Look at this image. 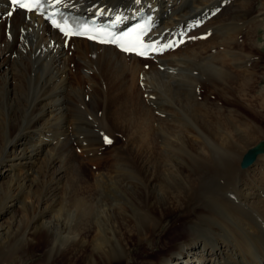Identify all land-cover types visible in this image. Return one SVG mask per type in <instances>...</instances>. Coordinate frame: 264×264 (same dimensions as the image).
Instances as JSON below:
<instances>
[{"label": "bare ground", "instance_id": "obj_1", "mask_svg": "<svg viewBox=\"0 0 264 264\" xmlns=\"http://www.w3.org/2000/svg\"><path fill=\"white\" fill-rule=\"evenodd\" d=\"M61 5L100 17L117 15L121 20L135 16L141 7L151 11L147 36L156 40L158 50L141 58L109 44L64 36L33 11L11 8L0 0V264H35L26 263L25 259L34 256L37 249L44 250L46 264L57 260L63 264H264V86L259 94H253L259 90L253 58L259 50L257 27L262 25L264 29V0L259 9H255L253 0H62ZM165 44L173 47L164 49ZM245 54L252 63L242 68L233 57L244 58ZM11 55L23 58L12 61ZM208 58H214L219 65H215L216 69H200L202 74L231 71L235 77H244L245 85L239 84L243 88L227 92L229 96L224 81L220 91H207L206 80L201 87L206 91L205 102L201 103L205 106L204 116L212 114L216 117L207 119L219 123L218 143L225 145L221 154L230 151L237 161L218 165L215 170L208 165L207 170L200 166L186 169L194 175L192 179L175 165V160L171 163L156 152L158 146L161 150L175 147L171 137L175 126L159 116L153 129L156 115L152 108L161 105L159 90L163 96L165 91L178 95L175 91L193 90L199 81L192 75L197 67H191L188 61L215 62ZM13 62L23 66L28 78L25 72H20L23 78L14 75L10 66ZM85 92L92 97L89 101L107 103L105 108L111 112L116 128L128 134L125 142L113 146V155L116 159L117 152L128 149L141 165L148 193V219L128 214L116 202L93 210L98 204L90 195H111L117 189L126 192L134 186L133 182L127 186L124 180L130 177L128 171L121 173L116 168L98 172L93 186L88 177L80 176V184L88 183L84 194L69 199L72 204L62 218L51 213L53 201L62 197L59 185L64 171L60 157L72 149L66 136L61 138L64 141H59L58 136L78 133L73 120L68 119L70 112L63 115L62 110L66 103L71 106L73 100L85 99ZM245 108L249 113L244 112ZM159 109L163 114L167 112L163 104ZM23 120L29 123L21 125ZM6 121L16 122L8 126V134L2 133ZM158 133L162 139L168 138L157 146L153 135ZM193 140L184 145H192ZM83 147L87 152L93 151L89 144ZM213 147L211 152H215ZM253 149L254 158L240 166L243 156ZM218 156L211 155L214 165ZM220 159L224 157L221 155ZM76 167L85 171L79 163ZM214 174L221 176L225 184L214 182ZM38 178L47 189L43 197L35 199L31 191ZM140 185L138 194L144 196ZM219 185L227 186L228 196L221 194ZM20 204H32L36 209L31 222H22L25 214L19 211ZM171 214L173 217L168 219ZM169 230L174 240L165 239ZM154 238L162 245V252H151V256L130 263L129 249L133 245L155 246ZM14 249V256L6 254Z\"/></svg>", "mask_w": 264, "mask_h": 264}, {"label": "rangeland", "instance_id": "obj_2", "mask_svg": "<svg viewBox=\"0 0 264 264\" xmlns=\"http://www.w3.org/2000/svg\"><path fill=\"white\" fill-rule=\"evenodd\" d=\"M253 2L255 4L254 5L255 9H259L260 8V3H262L263 0H253ZM262 18H263V22H264V14L262 15ZM257 30H258V32H257L258 33L257 34V41L259 43V50L257 52H255L256 54H254L255 57L253 58V60H254L253 70H254V72L256 74L258 73L257 74L258 82H257L256 85L259 88V90H257L253 94H259L262 91L261 88L264 86V29H263V26L262 25H259L257 27ZM259 51H260L261 54H257V53H259ZM247 55L246 54L243 55L244 58L241 57V56L239 57V59L237 57H233V58H234V60L236 58L235 61H237L238 65H240V66L242 65V68L244 66L247 68V67L250 66V63H252V59L249 56L247 57ZM18 57H19V55L18 56L17 55H11V60L13 61V58H15L17 61H19ZM19 58L22 59L23 57L21 56ZM195 59L197 61L198 58L195 57ZM208 59L214 60L215 62L211 63V62H204V61H201V60H198V62H195V60H189L188 61L189 65H191V67H193V68H196L197 67V70L193 69L192 72H194V73H192V75L195 76V77L196 76L198 77L197 80L199 79L198 82L199 83L201 82L200 84L198 82H197V84L195 83L196 86L194 85L193 90H191L188 93L181 92V91H175V92L178 93V95L176 93H173V92H167V91H165L164 96H163V94L161 93V91L159 89H157V90H159L157 92H158V98L161 101V105L162 104L165 105V110H167V112H165L164 114L162 113V111L159 109V107L161 105L152 108L153 115L154 116L156 115L155 117H153L154 118L153 119V122L155 120V122L152 123L153 129L156 128V126H157V120H158L157 118L159 116H160L161 119L166 120V121H169V122L173 123L172 124L173 126H175L174 127L175 129L173 130V132H172L173 134L171 136L173 138V141L175 142V147L174 148H168L170 150H161V149H159L161 146H158V145H161L162 143H164L167 140L168 137L166 139H164V138L162 139L161 138L162 135L160 136L159 133L157 135H153V137H154L153 138L154 144L159 147V148H157L158 150L156 152L159 154V156L165 157L166 160L169 159L168 161H171V163H173L172 160L173 161L175 160L176 161V162L174 161L175 162V165H177L178 168H180L182 171L184 170L183 173H185L186 175L190 176V178H192V179L194 178V175H191L187 171L190 168H193L194 167L193 169H197V168H200L201 167V168H203L202 170H207L209 168L211 169V167L214 166L213 167V170H215L218 167V165H220L219 167H223V165H230V164L236 163V161H237V156L236 155H234V156L231 155L230 154V151H228V152H226L224 154H221L222 153V150L221 149L224 148L225 145L222 144V143L221 144L218 143V139L220 137L219 136L217 138V136L219 135V134H217L218 133L217 131H219V123H218V121H213V123L211 121H209L210 119H213V118L216 117V116H214L212 114H210L211 116L210 115H208L207 117L204 116L205 115V111H204L205 106L203 104H201V103L205 102V98H203V97H204V93L206 91H203L201 89V87L203 88V84H204L203 82L206 80V83L207 84L209 82V88H208L207 91H214V92L220 91V89L223 87L222 83L224 81V83H226L225 85L227 86V87L225 86L227 88V89L225 88V92L229 96L231 94H229L227 92H232L233 93L234 91H237V90H240V88H243V86L245 85L244 84L245 82L243 80L244 77L242 76L241 77L242 79L240 77L239 78L238 77H235V76H233V73H231V71H229L228 74L227 73L224 74V72H223L220 75H219V73L218 74L212 73V74L204 75V74H202L200 72V69L205 70L204 69L205 67L207 69H209V70L210 69H216L215 68V65H219V64L216 63V60L214 58H208ZM13 64L14 65H12L10 63V66H11V69L14 70V75L16 73V75H18V78H20V77L23 78V74H21V73L22 72H25L26 73V71L23 68V66L21 64H16L14 62H13ZM202 65L204 67H202ZM184 72H186V71H184ZM230 75H231V77H230ZM25 76H27V78H28L27 73H26ZM219 78H222L221 79L222 82L220 81ZM231 80H233V81H231ZM235 83H236V85H235ZM212 84H213V86H212ZM239 84L240 85H243V86H240ZM237 85H238V87H237ZM26 86H30V85H26ZM33 87H34V84L32 85V88ZM235 88H237V89L234 90ZM27 92H26V94L28 95ZM242 92H244V91L241 90V93ZM85 93H86V95H85ZM85 93H84V95L86 97L85 99L84 98L83 99H79L78 98L79 100L78 99H76V101L73 100V103H72V99H70V101L72 103L71 106L72 107L73 106L77 107L76 109H75V107H73L74 108L73 109L70 106V104L68 106V104L66 103L65 104V107L67 106L68 108H65L64 107L63 109L65 111L62 110L63 115H66V112H67V114L70 112L69 115H68L69 116L68 119H70L71 121L73 120L72 121L73 122L72 126L74 127L75 130H78V133L75 132L74 133L75 135H73V136L71 135V137L69 135L70 133H66V134L62 133L63 135L62 134L60 135V134H56L55 133V135H60V136H58L59 141H64V139H61V138L62 137L64 138L66 136L67 144L72 149L70 151V154H69V152L65 153L66 152L65 151V152H63L62 158L60 157V160H61L60 162L63 164L62 169L64 171V177H63V182L64 183L61 182L60 184H62V185H59L60 186L59 187V191H60V193H62V197L59 198V199H57L56 201H53V207H52V212L51 213H52V215L53 214H55V215L59 214L61 216V218H62L67 213V209L69 208V206L72 204L69 201V199H71V198L73 199V197H74V200H75L76 199V196L80 197L81 195L84 194L83 188L88 183L86 182V184H80L78 182L79 179L82 180V178L80 176H82L83 179H84V177L85 178L88 177L91 180V185L93 186L94 184H96L95 182L97 180L96 177H97V173L98 172L103 171V170L106 171L107 168H109V169L110 168H116V170L119 169L121 171V173H122L123 170L126 171V172L128 171L127 173H129L130 177H128L127 179L124 178V180L127 183V186H128V184H132V182L134 183V186H132L131 188L129 187L128 188L129 191L127 189L126 192L123 191V190L117 189L116 192H113L111 195L104 196L103 193L102 194L100 193V195H99L98 192H97V195H94V194L93 195H90V197H93V198L95 197L94 198L95 201L97 200L96 201V204H98V207L96 209H93V210H96V211L97 210H100V205H103V207H104L105 205L115 204V202H116V204L119 205V206L121 204L122 205L121 207L124 210H126L128 214H130V215L131 214H134L135 216H137V218L141 217V218L148 219V217H149V210L146 208V201H147L146 198L148 197V193H147V189L145 187V184L146 183H145V180H144L143 173L141 171V169H142L141 165L136 162V158H134L133 152L130 151V150L128 151V149H124L122 151L117 152L119 154H116V159H114V155H113V153H114L113 152V146H117L120 143L125 142V140H127L126 137H128V136L125 135L127 133H125V132H123V131H121V130H119V129L116 128L117 126H116V124H114L115 121L112 120L111 112L109 111V109H106L105 108V107L108 106V105H106L107 103L106 104H103L104 103L103 102L102 104H96L95 101H93V100H90L89 101V99H91L92 97L89 96V94L87 96V92H85ZM237 93L239 94V92H237ZM168 97H169L170 100H168ZM172 98H173V100H172ZM162 100H163V102H162ZM70 101H69V103H70ZM80 101H81V103H80ZM74 102L77 105H79V103H80L79 106L81 108L79 106H77ZM96 102H98V101H96ZM70 107L75 111V113L73 112V110L72 111H69V110H71ZM102 107H104L105 109L102 108ZM244 107H242V110H243ZM169 109H170V111H169ZM78 111H80V112H78ZM71 112H72V114H71ZM104 112H106V113H104ZM244 112H248V110L245 108ZM76 113H77V116H76ZM72 115H75V117L72 116ZM164 115H166V117ZM77 121H78V123H77ZM206 121L209 122V123H207ZM6 122L7 123H4L3 128H2V133H4V134H8V132H10V130H11V127L9 128L8 126L12 122L11 121H6ZM15 123L16 122H13L12 124H15ZM21 123H22L21 125H26L29 122H27L26 120H23V121H21ZM54 123H56V121L53 122V124ZM201 123H203V124H201ZM60 124L61 123H59L58 125H60ZM210 124H212V125H210ZM54 125L56 126L57 123L54 124ZM68 126H70V125H68ZM78 127H80V128L78 129ZM215 127H217V130L215 129ZM177 129H178V131H177ZM189 130H191V131H189ZM55 135H53V136L55 137ZM105 135L108 136L112 140V143L111 144H106L104 142V136ZM185 135H187V136L185 137ZM190 135L192 136V138H191ZM44 136H48V135L47 134H44ZM183 136H184V138H183ZM205 136H208V137H205ZM204 137H205V139H204ZM213 137H214V139H213ZM32 138H33V136H32ZM88 138H90V139H88ZM54 139H53V142L56 141V139L55 140ZM177 139L180 140V141H178ZM186 139L189 140V141H192L193 139H195V140L197 139L196 140L197 142L195 140H193L192 145H190V144H188V145L185 144L184 145V142L187 141ZM200 140L203 143L200 142L201 143L200 144L199 143ZM210 140H211L212 144H211V142H209V143L207 142V141H210ZM83 143L84 144H89L91 146V149L90 150H93V151H90V152H92V153H90L89 150H88V152L86 150H84L85 148L83 147L84 146ZM194 144L196 146V149H195ZM206 144H207V147H206ZM213 145H214V147H213ZM82 147L84 149H82ZM190 147H192V148L190 149ZM193 147H194V149H193ZM212 147L215 150V152H211L210 151V150H212ZM202 150H204V151L201 152ZM169 152H171V153H169ZM162 153H163V155H162ZM167 153L169 154V157H168V154ZM203 153H206V154L204 155ZM213 153H216L218 155L220 154V156L222 155L224 157L223 160L220 159V156L216 157V159H217L216 165L217 166L214 165L212 163V161H211V155ZM170 154H172V155H170ZM175 157H178L179 159H177ZM70 160H73V162H71ZM228 160H230V161H228ZM195 161H198V162H195ZM199 162H201V163H199ZM74 163H76V164H74ZM77 163H79L82 167H84V169H85L84 172L80 171L76 167ZM178 163L179 164L181 163V164L179 165ZM226 163H229V164H226ZM205 165L206 166L208 165L209 168L206 167ZM239 165L241 166V163ZM186 166H187V168H186ZM130 167H131V169H130ZM182 167H184L185 169L182 168ZM129 169L134 172L133 173V176H131V171ZM79 174H81V175H79ZM217 175L218 174H214L213 177H212V179H216L217 178V180H215L214 182H217L218 181L219 184H223V183L225 184L224 180L223 179H220L221 176L217 177ZM65 179H67V180H65ZM139 180H140V182H139ZM221 180H223V181H221ZM35 182H34L35 184H33L31 193L33 194V196H34L35 199L36 198L37 199H40L41 197H43V195H44V193H45V191L47 189V185L43 181H41L40 178H38ZM78 183H79V185H78ZM140 184H142V186H143L144 196H143V194L141 196L138 194V191H139L140 186H141ZM65 186L68 187L69 189L66 188ZM136 186L137 187L139 186V187L138 188H135ZM220 187H221V194L223 193V196H225V195L228 196L229 193L227 191L228 190L227 186L222 185ZM131 190H133V191H131ZM21 191L24 192L25 189H20V192ZM128 192H130V194ZM68 194H69V196H68ZM133 194H135V195H133ZM2 195H3V192L0 191V196H2ZM231 195H232V193L230 192V195L229 196L231 197ZM101 196H102V198H101ZM63 197H65V198H63ZM98 197H99V199H98ZM21 207H22V209H21ZM33 207L34 206L32 204H20L19 205V211H21L22 213L25 214L24 216H21V218L23 217L22 218V222L23 221L26 222L27 220L30 221L32 219V217L36 214V209L33 208ZM65 209H66V212H65ZM134 211H137V212L134 213ZM171 216L173 217V215L171 214V215H169L168 219H171L172 218ZM92 218L95 220L94 214H92ZM21 225H22V223H21ZM168 226L170 227V225H168ZM170 231L171 230H169L167 232L168 235L166 234V238L165 239H167V240H174L175 239V236H171L170 235ZM155 242H156V245L155 246H152V245L148 244V245L144 246V248L141 247V246H138V245H133L129 249V252H130V255H131V258H130L131 260L129 259L130 260V263H132V262H139V261H141V258L147 257V256L148 257L151 256V254H152L151 252L159 253V251L161 250L162 245H160V242H159L158 239L157 240L155 239ZM17 246H20V244H16V247ZM15 250L16 249H14L12 251H7L8 253H6V254L9 255V256H14L16 254L15 252H17V250L16 251ZM37 250L38 251L35 252V255L34 256H30V257H28V258L25 259V262L26 263H35V264H38V263L39 264H46L47 263V261H46V254L44 253V250H40V249H37ZM160 252H162V250ZM41 253H42V255H41ZM55 262H54L55 264H63V262L61 260H57Z\"/></svg>", "mask_w": 264, "mask_h": 264}, {"label": "snow or ice", "instance_id": "obj_3", "mask_svg": "<svg viewBox=\"0 0 264 264\" xmlns=\"http://www.w3.org/2000/svg\"><path fill=\"white\" fill-rule=\"evenodd\" d=\"M140 0H137V3H139ZM12 5L17 6L20 9H24L26 11H39L40 14H43L44 9L48 6H51L53 3V0H11ZM54 3L59 5L62 3V0H54ZM12 13L10 12L9 15ZM57 13H52L48 19L51 21L54 27L58 28L62 33H64L66 36H73V35H83L87 31V29H80L79 26H76L75 29L73 26L69 25L67 18L63 17L61 15V19L63 23L58 22L53 17L56 16ZM128 34H125L127 36ZM89 39H94V36H89ZM120 37H115L113 39L109 40H101L102 43H115L118 47H120L125 52H134L137 55L145 56L149 50L151 51H157L158 49L153 44H146L143 42L142 39L138 38V41L136 44L126 45L124 43H121ZM183 42V41H181ZM173 47L172 44H165L163 45V48H169ZM104 142L106 144H111L112 140L108 136H104Z\"/></svg>", "mask_w": 264, "mask_h": 264}, {"label": "water", "instance_id": "obj_4", "mask_svg": "<svg viewBox=\"0 0 264 264\" xmlns=\"http://www.w3.org/2000/svg\"><path fill=\"white\" fill-rule=\"evenodd\" d=\"M257 148V147H255ZM255 155V150L253 149L251 152H248L247 154H245L242 158V160L240 161L241 166H245L247 165L253 158Z\"/></svg>", "mask_w": 264, "mask_h": 264}]
</instances>
